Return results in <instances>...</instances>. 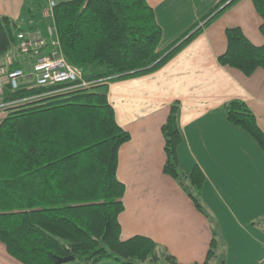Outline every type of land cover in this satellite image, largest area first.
Returning <instances> with one entry per match:
<instances>
[{"label":"trees","instance_id":"1","mask_svg":"<svg viewBox=\"0 0 264 264\" xmlns=\"http://www.w3.org/2000/svg\"><path fill=\"white\" fill-rule=\"evenodd\" d=\"M52 1L51 17L45 16L49 0H26L18 21L0 16V66L30 72L38 56L33 50L21 52L19 35L40 33L49 39L52 30L66 60L95 85L39 87L23 80L17 90L6 89L0 104L11 106L4 108L6 116L0 122V242L23 264H56L70 257L74 261L67 264H159L162 258L179 264L150 238L121 239L125 185L117 171L120 148L131 135L117 123L107 82L162 68L196 36L199 24L160 51L163 32L146 0ZM237 1L223 0L202 22L223 8L209 24ZM252 2L262 19L264 38V0ZM226 36L228 47L218 58L220 65L247 77L264 71V45L255 46L238 27L228 28ZM10 50L16 51L11 63L5 60ZM43 51L48 55L51 44L39 51L41 55ZM223 109L228 121L264 152V132L248 105L236 100ZM178 113L176 103L162 127L164 174L178 180L206 215L201 201L204 174L198 167L183 172L179 163ZM219 244L214 232L204 264L217 257Z\"/></svg>","mask_w":264,"mask_h":264},{"label":"crops","instance_id":"2","mask_svg":"<svg viewBox=\"0 0 264 264\" xmlns=\"http://www.w3.org/2000/svg\"><path fill=\"white\" fill-rule=\"evenodd\" d=\"M146 1L163 32L160 51L197 24L199 31L162 68L107 82L117 123L131 135L120 148L117 171L125 185L121 239L147 237L179 264H204L216 232L220 264H264V152L223 109L231 101L245 102L264 132V71L247 77L218 62L227 51L228 28L238 27L255 46L264 45L262 19L252 0H238L207 25L223 8L202 20L223 0ZM25 3L0 0V16L21 20ZM176 103L179 163L183 172L198 167L204 174L206 215L178 180L164 174L162 127Z\"/></svg>","mask_w":264,"mask_h":264},{"label":"built area","instance_id":"3","mask_svg":"<svg viewBox=\"0 0 264 264\" xmlns=\"http://www.w3.org/2000/svg\"><path fill=\"white\" fill-rule=\"evenodd\" d=\"M54 7L55 2L49 0V9L45 12L46 17H51L53 15ZM49 37V39H46L42 36L38 37L37 34L32 36H25L24 34L19 35V39L22 41L19 46L21 52L28 53L33 50L38 56V59L30 72H26L23 69L8 70L0 66V103L4 98L6 89L9 88L13 91L17 90L23 80L27 82L32 81L39 87L74 84L71 89H79L90 88L95 85L92 82L83 80V71L71 65L66 60L61 50L59 40L57 36L55 37V35L52 34V30H50ZM48 43L51 44L50 53L48 55H41L39 51ZM15 52V50H10L5 55V60L11 63ZM8 106H11L10 102L0 104V109H4Z\"/></svg>","mask_w":264,"mask_h":264},{"label":"rangeland","instance_id":"4","mask_svg":"<svg viewBox=\"0 0 264 264\" xmlns=\"http://www.w3.org/2000/svg\"><path fill=\"white\" fill-rule=\"evenodd\" d=\"M42 1L46 2L47 0H42ZM27 68L30 69V67H27ZM5 116H6V111H4V109H0V122L2 119L5 118ZM221 257L222 256L220 255L219 259H215L211 264H220ZM0 264H23V263H21L20 261H18L14 257H12L8 253L6 246L2 242H0ZM159 264H169V263H168V261H166L162 258L160 260Z\"/></svg>","mask_w":264,"mask_h":264},{"label":"water","instance_id":"5","mask_svg":"<svg viewBox=\"0 0 264 264\" xmlns=\"http://www.w3.org/2000/svg\"><path fill=\"white\" fill-rule=\"evenodd\" d=\"M74 261L73 257L70 258H65V259H58V261L56 262V264H67Z\"/></svg>","mask_w":264,"mask_h":264}]
</instances>
